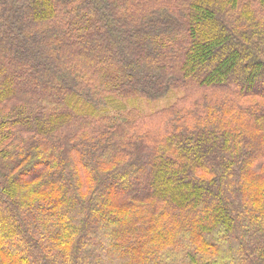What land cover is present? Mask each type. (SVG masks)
<instances>
[{
    "label": "trees",
    "instance_id": "obj_1",
    "mask_svg": "<svg viewBox=\"0 0 264 264\" xmlns=\"http://www.w3.org/2000/svg\"><path fill=\"white\" fill-rule=\"evenodd\" d=\"M0 264H264V0H0Z\"/></svg>",
    "mask_w": 264,
    "mask_h": 264
},
{
    "label": "rangeland",
    "instance_id": "obj_2",
    "mask_svg": "<svg viewBox=\"0 0 264 264\" xmlns=\"http://www.w3.org/2000/svg\"><path fill=\"white\" fill-rule=\"evenodd\" d=\"M179 91L171 92L168 96H166L163 99L157 100V101H145V100H136L139 101L138 103H133L131 106H135L138 109L145 111L146 113H151L155 110H158L159 108L165 107L168 105L169 102L174 100L178 95ZM170 104V103H169Z\"/></svg>",
    "mask_w": 264,
    "mask_h": 264
}]
</instances>
